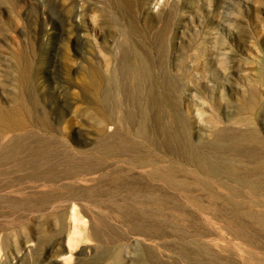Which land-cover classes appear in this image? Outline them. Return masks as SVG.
I'll return each instance as SVG.
<instances>
[{
  "label": "rangeland",
  "instance_id": "1",
  "mask_svg": "<svg viewBox=\"0 0 264 264\" xmlns=\"http://www.w3.org/2000/svg\"><path fill=\"white\" fill-rule=\"evenodd\" d=\"M0 264H264V0H0Z\"/></svg>",
  "mask_w": 264,
  "mask_h": 264
},
{
  "label": "bare ground",
  "instance_id": "2",
  "mask_svg": "<svg viewBox=\"0 0 264 264\" xmlns=\"http://www.w3.org/2000/svg\"><path fill=\"white\" fill-rule=\"evenodd\" d=\"M75 215V214H74ZM75 219H76V216H75Z\"/></svg>",
  "mask_w": 264,
  "mask_h": 264
}]
</instances>
